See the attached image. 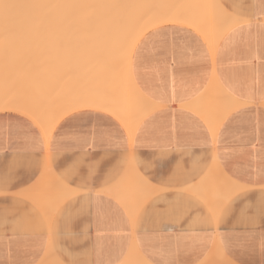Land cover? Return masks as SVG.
Segmentation results:
<instances>
[{
	"label": "crops",
	"instance_id": "crops-1",
	"mask_svg": "<svg viewBox=\"0 0 264 264\" xmlns=\"http://www.w3.org/2000/svg\"><path fill=\"white\" fill-rule=\"evenodd\" d=\"M217 1L242 20L225 32L215 51L196 28L161 23L138 40L132 54L111 52L106 58L111 66H103L105 57L98 67L91 61L96 75L92 69L89 76L80 74L84 81L76 74L78 83L71 76L73 64L71 74L56 73L60 60L74 53L64 52L63 58L45 46L38 48L37 83L56 80L63 90L72 84L73 97L64 90L67 104L92 93L106 105L69 112L49 138L28 115L0 111V264H123L133 249L149 264H220L213 258L217 248L233 264H264V0ZM186 2H165L164 11H202L207 6L202 0L189 1L190 6ZM216 3L210 11L205 8L209 25L221 16ZM159 5L148 10L163 9ZM84 54L80 62L87 59ZM97 78H102L99 86ZM37 83L23 87L35 84L33 94L46 90L45 83ZM39 93L38 101L45 96L51 103L47 92ZM140 95L150 108L130 131L108 107L114 101L140 102ZM61 98L52 111L61 108ZM45 102L40 101L43 109L49 105ZM132 162L131 172L135 168L138 177L133 174L137 178L129 182L138 179L139 184L131 183L136 186L126 188L129 193L125 187L130 185L123 181ZM140 182L146 183L144 190L149 184L154 190L149 186L150 194L143 191ZM138 187L148 194L143 201ZM199 187L205 198L212 194L214 205L225 202L209 205L193 192Z\"/></svg>",
	"mask_w": 264,
	"mask_h": 264
},
{
	"label": "bare ground",
	"instance_id": "bare-ground-1",
	"mask_svg": "<svg viewBox=\"0 0 264 264\" xmlns=\"http://www.w3.org/2000/svg\"><path fill=\"white\" fill-rule=\"evenodd\" d=\"M158 1V2H157ZM163 2H161V0L159 1V0H0V37H1V39L0 40H4L5 41V39L7 38V37H9V40H11L10 38H13L14 37V31H12L11 29H12V26L14 27L15 25H17V26H20V28L21 27H23L24 26V29H23V31L25 32H23L22 31V33L20 32V28H18L17 26V28L19 29V32H18V35H17V33H15L16 34V36H18V37H16L17 38V40H16V38L14 37V39H12L11 41H9V42H11L10 44L11 45H7V46H10V48H8L7 46L5 47V45L3 44L4 42L2 41V46H1V44H0V48L2 49V47H3V45H4V50H5V48L8 50V49H12L11 47L14 45V44H20L21 43V45H22V43H25L23 46L24 47H26L27 45L29 46H27L28 48H30V49H28V50H30V52L32 51L31 49L34 47V45H36L34 48H36V50H38V51H40L41 49L40 48H43L44 46H45V48H46V45H44L43 44V42L45 41V42H49V41H52L54 38H55V40H53V41H58L59 39H61V38H65V37H68V38H70L73 42H74V44H73V48H74V50L75 51H79L80 53H82V54H80V55H83L84 53V57L85 56H87V59H83L82 60V62L80 63V65H83L82 67H81V71H77V69L75 70L74 69V72L72 71V74H71V76L73 75V80L74 79H76L77 78V75L76 74H79V78L81 77L84 81H85V79L82 77V76H84L86 73H87V75L89 76L90 75V73H88L89 71H90V69H92V71L93 70H95L96 69V71H98V69L96 68V63H97V67H98V65L100 66V64H103L102 62H101V60H103L102 58H104L105 57V65H103V66H105L106 68H107V66H109L110 64V60L109 59H107L108 61H109V63L108 62H106L107 60H106V58L108 57V58H111V57H109V56H111L112 55V53L111 52H115V51H123V53L124 52H126V53H131L132 51H133V49L135 48V46H136V44H138L137 42H138V40L141 38V37H143L144 36V34H146V32L147 31H150V29L152 28L153 29V27H155L156 25H159V24H161V23H168V22H181V24L183 23H185V24H188V25H190V26H192V27H194V28H196L197 30H199L206 38H208L209 40H210V42H211V45H212V49H213V51H215L216 50V45H217V43H218V41L221 39V37L225 34V32L231 27V26H233V25H235V24H237L238 22H240L242 19L239 17V16H236L235 14L233 15V13L232 14H230V13H228V11L226 10V9H224V8H222V6L220 5L219 6V2L217 1V0H215V1H217V3H218V6H219V8H221V16L220 17H215V20H213V10H215V9H213L212 10V12L210 13L212 16V18H210V19H212L213 20V22H212V24L211 25H209V23H208V21H207V17H208V13H209V11H210V8H209V6L211 5L212 6V4H213V6L211 7V9L212 8H214V7H216V6H214V4L216 3L214 0H205L204 2H203V0H202V3H204V5L207 3V6L205 5V7L204 6H201L200 7V5H203V4H200V2H199V7L202 9V11H199V10H195V11H184L183 9V11L180 9V10H175V11H172L171 9H170V11H164V6L166 5V3H170V1H171V3L172 2H174V3H178V1H182V2H185L184 0H178V1H176V0H168V2H167V0H162ZM166 3H165V2ZM176 1V2H175ZM189 1H191V0H187V2H188V4H189ZM195 2L196 1H199V0H194ZM207 1H209V2H207ZM154 2V3H153ZM161 2V3H160ZM186 2V3H187ZM193 2V1H192ZM206 2V3H205ZM212 2H214V3H212ZM143 3V4H142ZM150 3V4H149ZM158 3V4H157ZM198 3V2H197ZM197 3H193V4H195L196 5V9H197ZM208 3H209V5H208ZM217 3H216V5H217ZM160 4V5H159ZM182 3H180L179 5H181ZM191 4V3H190ZM190 4L188 5V6H190ZM151 5H153V7H155L154 5H157V7H158V5H159V8H161L162 7V5H163V9H158L157 7L156 8H154V10L155 9H157L156 11H158V12H156V11H154L153 10V12L152 11H150L151 9H153V8H151L152 6ZM174 5V4H173ZM173 5H171V6H173ZM183 5V4H182ZM186 5V4H185ZM184 5V6H185ZM195 5H194V7H195ZM147 6V8H145V7ZM167 6H169V5H167ZM166 6V7H167ZM170 6V7H171ZM175 6H176V4H175ZM174 6V7H175ZM187 6V5H186ZM148 7H149V9L150 10H148ZM174 7H173V9H174ZM181 7V6H180ZM207 7V9H209V11L206 9V11H205V8ZM141 8L143 9V10H141ZM144 8L146 9V10H144ZM186 8V7H185ZM184 8V9H185ZM191 8V7H190ZM200 8H198V9H200ZM218 8V9H219ZM166 9V8H165ZM189 9V8H188ZM217 9V10H218ZM160 10H162L163 12H161ZM168 10V9H167ZM186 10V9H185ZM190 10V9H189ZM205 12H204V11ZM220 10V9H219ZM219 12V11H218ZM230 12V11H229ZM216 14H218V13H216ZM215 15V14H214ZM32 25H34V28L36 27V26H39V25H42L41 26V28L43 27V26H48V30H42L41 31V29L39 30V28H38V30L40 31H38L37 30V27L35 28L36 30H29L28 28H26V26H29V28H33V27H31ZM11 27V29H9ZM40 27V26H39ZM16 28V29H17ZM28 29V30H27ZM47 29V28H46ZM10 31V32H9ZM30 31H33V32H35V31H37V32H35V33H33V34H36V33H42V32H44L43 33V38H42V34H37L36 36L35 35H33L32 33L30 34ZM47 31H50L51 33H49V32H47ZM16 32V31H15ZM5 33V34H4ZM7 33H9L8 34V36H7ZM20 33V34H19ZM24 33V34H23ZM27 33H29V34H27ZM47 33H49V34H52L51 36H45ZM11 34V36H9ZM23 34V35H22ZM25 34H27V35H25ZM45 34V35H44ZM49 34H47V35H49ZM4 35H6V37H3ZM26 37H25V36ZM29 35H30V38H29ZM33 35V36H32ZM53 35H54V37H53ZM22 37V38H20L19 39V37ZM40 36V37H39ZM31 37L33 38H35V39H37L38 37H39V39L40 40H43V42L42 41H39V39H37V40H34L33 39V42L31 41L32 39H31ZM37 37V38H36ZM45 37V38H44ZM4 38V39H3ZM27 38V39H26ZM47 38V39H46ZM50 38V39H49ZM51 38H53L52 40H51ZM57 38V39H56ZM159 38V37H158ZM164 38V37H163ZM24 39V40H23ZM29 39H30V41H29ZM7 40V42L5 41V44H7V43H9L8 42V38L6 39ZM21 40H22V42H21ZM27 40H28V44H27ZM47 40H49V41H47ZM20 41V42H19ZM14 42V43H13ZM17 42V43H16ZM34 42H35V44H34ZM40 43V44H42V46L40 47V44H38V43ZM12 43H13V45H12ZM32 43V44H31ZM37 43V44H36ZM17 44V45H18ZM17 45H14V47H13V49L14 50H16V51H14V53L16 52V53H20L21 54V52H20V49H19V51H17L18 50V48H22V52H23V50L25 51V52H23V54L24 55H26L25 53H29V51H27L26 52V48H24L23 46H17ZM33 45V46H32ZM15 46H17V48L15 47ZM30 46H32V47H30ZM38 46V47H37ZM16 48V49H15ZM40 50H39V49ZM1 49H0V51H1ZM4 50H2V51H4ZM135 50V49H134ZM6 51V50H5ZM4 51V53L3 52H1L2 54H0V56H1V60H0V71H3V69H5L4 71H8V69H6L7 67L8 68H10V66H8L9 64H7V62L10 60V58L11 57H13L14 55L12 54V52L9 50L8 52H5ZM95 51H98V52H96V54H94L95 53ZM106 51H108L107 53H106ZM9 52H11L10 54H9ZM33 52V51H32ZM35 52H37V51H35ZM86 52H88V54L90 53V52H92V54H93V56H92V54L90 53L89 55H87L86 54ZM101 52V53H100ZM103 52V53H102ZM108 53H111V54H109L108 55ZM118 52H115V53H113V54H117ZM9 55V59L8 58H6V56L5 55ZM19 54V55H20ZM23 54H21L22 56H24ZM132 54V53H131ZM7 55V56H8ZM18 55V56H19ZM98 55V56H97ZM101 55H103V56H101ZM17 56V55H16ZM18 56L16 57V58H18ZM89 56V57H88ZM91 56V57H90ZM100 56V57H99ZM131 55H129V57H130ZM15 57V56H14ZM20 57V56H19ZM82 58H83V56H81ZM96 57L98 58V62H97V60H96ZM113 57V56H112ZM4 58H6V60H2V59H4ZM116 58V57H115ZM119 58L120 57H118V62H119ZM127 58V57H126ZM8 59V60H7ZM89 59V60H88ZM91 59H94V60H91ZM101 59V60H100ZM120 59H122V58H120ZM131 59V58H130ZM87 62H89V64H88V62L87 63H85V61ZM113 60H114V58H113ZM113 60H111V61H113ZM2 61V62H1ZM4 61H6V65L7 66H5V63H3ZM91 61L92 62H96V63H94V67H93V65H91L92 63H91ZM12 61H10V64H12L11 63ZM101 62V63H100ZM117 62V61H116ZM117 62V63H118ZM91 63V64H90ZM116 64V63H115ZM121 64V63H120ZM131 64V63H130ZM85 65H87V66H85ZM111 65H112V62H111ZM110 65V66H111ZM119 65V64H118ZM5 66V68H2V67H4ZM102 66V65H101ZM116 66V65H115ZM128 66V65H127ZM29 68H32V67H27L26 68V72H27V70L29 69ZM101 68V67H100ZM104 68V67H103ZM103 68H102V70H103ZM115 68H117V67H115ZM2 69V70H1ZM112 69V68H111ZM108 70H110V69H108ZM92 71H90V72H92ZM99 71H100V69H99ZM81 72V73H80ZM101 72V71H100ZM105 72H106V74H105ZM105 72H104V74L105 75H107V74H109L106 70H105ZM132 72V71H131ZM10 73V72H9ZM75 73V74H74ZM93 73L95 74V72L93 71ZM112 73V72H111ZM1 75L3 74L2 72L0 73ZM8 74V73H7ZM25 74H27V73H25ZM82 74H84V75H81ZM92 74V73H91ZM102 73H99V75H101ZM102 75V77H104L105 75ZM1 75H0V77H1ZM23 75V74H22ZM74 75L76 76V78H74ZM96 75V74H95ZM99 75H97V77H99L100 78V76ZM3 76V75H2ZM22 77V76H21ZM23 77H25V76H23ZM29 77V76H28ZM87 77V76H86ZM85 77V78H86ZM91 78H92V76H90ZM106 77V76H105ZM109 77V76H108ZM107 77V78H108ZM99 78H97L94 82H96V83H98V86H99V82H98V79ZM2 79H5V77L3 76V78H0V80L2 81ZM20 79V78H19ZM37 79V77H34V78H30L29 77V80H31V82H29V80H28V84H32L33 82L36 84L37 82H38V79ZM102 79V78H101ZM101 79H99V81L100 82H102V80ZM106 79V78H105ZM105 79H104V81H105ZM72 80V81H73ZM77 81H78V83H79V80H78V78L76 79ZM83 80H81V83H82V81ZM87 80H88V77H87ZM93 80H94V78H93ZM0 81V82H1ZM56 80H54L53 81V83L55 82ZM84 81H83V83H84ZM108 80H106V82H107ZM74 82V81H73ZM41 85L43 84V83H45L44 81H42V82H39ZM39 83H37V85L39 84ZM51 83L52 84V86H53V89H52V87L51 86H49V85H51L50 83L49 84H43V85H45L47 88H50L49 90L46 88V90H44L45 89V87H43L42 89L40 88V86H38L39 87V89H41V90H36L35 92L37 93H39V96L40 97H42V96H44L45 94H46V92H47V94H46V99L48 98H51V100H49V101H51V103L54 101V98L57 96V98L55 99V101L57 102V100L59 101V99L61 98V96L62 97H64L63 99L61 98V100L62 101H65L64 103L60 100V103H59V105L61 106V108H59V109H57V110H53L52 111V109H55V107L57 106V104L58 103H56L55 101L53 102V105H54V107H52V104L49 102V103H46L45 101L46 100H44V97H42L43 98V100H42V98L40 99V101H42V103L44 104V102H45V104H49V105H45L46 107H49V106H51L52 108H46L45 107V109H43V107H42V104L40 103V101H38L39 100V98H37V96H38V93L37 94H33V95H36L35 97L37 98V100L36 99H34V97H33V95H32V93H33V91L32 90H35V88H33V87H35V84H34V86H31V89L29 88V87H27V88H25V89H23V92L21 93V94H19V95H15V97L13 98V99H9V100H12V103L10 104V102H6V100H5V97H3L1 94V96H0V106H11V105H14L13 107H8V108H13V110L14 109H18V112H22L23 114H26L25 116H27V117H29V118H31V120H35L34 122L36 123V124H38V126L39 127H41L42 128V131L44 132V134H45V137H47V138H49V136H50V134H51V132H52V130H53V128L56 126V124L58 123V121L63 117V116H65L66 114H68L69 112H73V110H75L77 107H83V106H86V105H94V106H98V107H101V106H104V105H106V101L104 100V99H102V98H97V97H94L93 98V96H91L92 95V93H91V95L89 96V97H84V98H82V99H77V101H70V99H69V101L71 102V103H69V104H67L66 103V99H68L69 97H71L72 95L70 94V91L72 90V88H73V86H72V84H70L71 85V90H70V85H67V86H69L68 88H66V87H64L65 89H68L69 91H67V90H65L66 92H68L67 94H69V95H67V96H69V97H67L66 99H65V95L64 94H66V92L62 89V88H58V89H62V90H58L57 89V87L55 86V84L57 83ZM83 83H82V89L84 88V86H83ZM86 83H87V81H86ZM88 83L89 84H93V81L92 82H89L88 81ZM87 83V84H88ZM95 83V84H96ZM76 84V83H75ZM85 84V83H84ZM89 84H88V86H89ZM107 84H109V83H107ZM107 84H106V86H107ZM42 85V86H43ZM104 85V84H103ZM30 86V85H29ZM49 86V87H48ZM58 86H59V84H58ZM75 86V85H74ZM77 87H78V85H76ZM87 85H86V87L89 89V87H88ZM92 86V85H91ZM94 86V89H97V88H95L96 86L95 85H93ZM93 86H92V89H93ZM37 87V88H38ZM55 87H56V89H55ZM77 87H76V89H77ZM101 87H103V86H101ZM28 88L30 89V90H28ZM33 88V89H32ZM75 88V87H74ZM99 88V87H98ZM76 89H73V90H76ZM79 89H80V84H79ZM79 89L77 90V94H78V91H79ZM86 89V88H85ZM50 90H55L54 92L53 91H50ZM30 91V92H29ZM43 91V92H42ZM45 91V92H44ZM58 91V92H57ZM60 91V92H59ZM62 91H64V92H62ZM82 91V90H81ZM86 91V90H85ZM90 91V90H89ZM103 91V90H102ZM48 92H49V96H48ZM72 92V91H71ZM84 92V91H83ZM82 92V93H83ZM221 92V91H220ZM25 93H27V94H25ZM42 93V95H40ZM43 93H45V94H43ZM53 93V94H52ZM59 93V94H58ZM73 93V92H72ZM75 93V92H74ZM52 94V96L54 97V98H52L50 95ZM56 94H58V95H56ZM63 94V95H62ZM101 94V93H100ZM221 94L223 95V101H225V99H228L229 101H228V103L229 104H231L232 103V101H231V99H229L226 95H225V93H223V92H221ZM71 95V96H70ZM75 95V94H74ZM83 95V94H82ZM103 95V94H102ZM110 95V94H109ZM48 96V97H47ZM73 97V96H72ZM80 97V96H79ZM78 97V98H79ZM139 97V96H138ZM76 98V97H75ZM96 98V99H95ZM47 99V100H48ZM75 100V99H74ZM139 100H140V102H137V101H129V100H121V101H114L112 104H111V106H109L108 108L112 111H114V112H116L118 115H119V117L123 120V122L127 125V127L129 128V130L130 131H132L133 130V128H134V122H135V120L136 119H138V118H140L145 112H147L148 111V109L150 108V106H149V103L147 102V101H145V99H144V97L143 96H141L140 95V97H139ZM38 101V102H37ZM68 100H67V102H69ZM48 102V101H47ZM41 104V105H38V104ZM56 104V105H55ZM66 104V105H65ZM59 105H58V107H59ZM63 105V106H62ZM39 106V107H38ZM40 106H41V108H40ZM3 108H6V107H3ZM7 108V109H8ZM57 108V107H56ZM39 109H41V110H39ZM49 111L48 113L46 112V111ZM39 111H42L41 113H39ZM46 112V113H45ZM228 115V114H227ZM64 118V117H63ZM62 118V119H63ZM216 123V120L214 121V124ZM138 126V125H137ZM40 128V129H41ZM137 128V127H136ZM132 165H134L133 164V162L131 163V168L129 169L130 170V173H131V175H128V176H130V178L129 179H127V174H128V172H129V170H128V172L125 174L126 176V179H125V177H124V181H123V184H124V182H125V185L126 184H128V186L131 184V183H134V182H136L137 181V183L139 182L138 181V179H135V181L134 182H129V180H131L132 178H134L138 173L136 172V173H134L135 171H137L135 168H134V172H133V174L135 175V176H133V174H132V172H131V169L133 168L132 167ZM51 173H52V175H54V173H53V171L51 170ZM129 173V174H130ZM132 177V178H131ZM137 177H138V175H137ZM137 177H135V178H137ZM139 178L141 179V180H143L144 181V178L139 174ZM143 178V179H142ZM47 179V178H46ZM50 180V179H49ZM54 180V179H53ZM210 180V179H209ZM145 182L147 183V185H148V182L145 180ZM145 182H142L143 184L145 183ZM141 183V182H140ZM141 183V185H142V187H143V184ZM145 183V184H146ZM139 184V183H138ZM48 186V185H47ZM136 186V185H135ZM134 186V184H133V186L132 185H130V187H125V192L127 191V190H129V189H127L126 190V188H132V187H135ZM140 186V185H139ZM150 186V187H149ZM149 188L151 189V191H153L154 189H152V185H150L149 184ZM152 186V187H151ZM50 187V186H49ZM121 187H122V185H121ZM121 187H119V188H121ZM124 187V186H123ZM148 187L146 186V189L145 190H147L148 189ZM54 188V187H53ZM61 188L63 189V190H67V192H68V189H69V187L66 185V184H64L63 182L61 183ZM139 188V187H138ZM141 188V187H140ZM139 188V192H140V190H141V192L140 193H138V190L136 189V188H134V190L136 189V191H137V193H138V196L139 197H141V195H142V193H143V191H145L144 190V187L142 188L143 189V191H142V189H140ZM41 189V188H40ZM51 190H52V188H50ZM57 189V188H56ZM116 189H117V186H116ZM238 190L240 189V187L239 188H237ZM46 190V189H45ZM110 190H112V188L110 189ZM109 189H108V191H110ZM123 190V189H122ZM131 190V189H130ZM130 190H129V193H130ZM194 190V191H193ZM192 191L193 192H195L196 194L198 193L200 196H202V197H204L203 196V194L205 193L204 191H201L202 192V194H201V192H200V190H202V188L200 189V187H199V189L197 190V188L196 189H193ZM195 190H197V192L195 191ZM50 191V190H49ZM60 191V190H59ZM71 191V190H70ZM115 191V190H114ZM237 191V190H236ZM235 191V192H236ZM41 192V191H40ZM52 192H54V190H52ZM56 192V191H55ZM112 191H110V193H111ZM122 192V191H121ZM146 192H149V194H150V191H146ZM234 192V191H233ZM33 193V192H32ZM132 193H133V190H132ZM209 193V192H208ZM211 193V192H210ZM218 193H219V191H218ZM230 193V192H229ZM42 194V193H41ZM47 194H49V193H47ZM52 195H53V193H51ZM113 194V193H112ZM145 193H143V196L141 197V200L143 201V199L142 198H144V200L148 197V194H147V196H146V194L144 195ZM206 194V193H205ZM233 193H232V191H231V194L229 195V196H231ZM34 195V194H33ZM45 195V194H44ZM50 195V194H49ZM56 195V194H55ZM54 195V196H55ZM127 195V194H126ZM131 195V194H130ZM209 195H212V194H209ZM209 195H207L208 196V199H207V197L205 198V200L207 201V203L209 204V205H214L213 204V202L211 203L210 201L212 200V199H210V197H209ZM227 193H226V197H227ZM34 196H36V195H34ZM33 196V197H34ZM59 196V195H58ZM124 196V195H123ZM128 196V195H127ZM136 196V194L134 195V197ZM206 196V195H205ZM228 196V197H229ZM40 197V196H39ZM61 197V196H60ZM227 197V198H228ZM37 198H38V196H37ZM42 198H43V195H42ZM125 198V197H124ZM127 198H129V197H127ZM136 198L138 199V197L136 196ZM214 198V197H213ZM132 199V198H131ZM133 199H135V198H133ZM140 199V198H139ZM216 199V198H215ZM39 200V199H38ZM42 200H44V199H41V201ZM57 200V199H56ZM136 200V199H135ZM209 200V201H208ZM46 201V203H47V201L48 200H46V198H45V200H44V202ZM53 201V200H52ZM39 202V201H38ZM135 202H137V201H135ZM218 202V201H217ZM222 202H225L224 200H222ZM221 202V203H222ZM127 203V202H126ZM133 203V202H132ZM138 203V202H137ZM142 202L139 200V205L141 204ZM214 203H216V200L214 201ZM219 203V202H218ZM221 203H219L220 205H221ZM48 204H50V203H48ZM54 204H56L55 202H54ZM128 204V203H127ZM131 204V203H130ZM219 204H215L216 206H220ZM51 205H53L52 203H51ZM50 205V206H51ZM138 205V206H139ZM214 205V206H215ZM223 205V204H222ZM45 206V205H44ZM46 206H48L47 204H46ZM45 206V208L46 209H48V208H50V210H51V207H49L48 206V208ZM54 206V205H53ZM56 206V205H55ZM136 206V205H135ZM215 206V207H216ZM140 207V206H139ZM221 207V206H220ZM44 208V209H45ZM133 208H134V206H133ZM211 208H212V206H211ZM52 209H54L53 207H52ZM138 207H136V211L138 212ZM219 209V208H218ZM215 209H213V211H214ZM216 210H217V208H216ZM218 211V210H217ZM48 212H49V210H48ZM137 212H135V215L137 214ZM216 212V211H215ZM216 213H219V212H216ZM215 213V215H217ZM52 216V215H51ZM134 218H135V216L133 217V220H134ZM163 245V244H162ZM198 248V247H197ZM194 252V251H193ZM232 253H234V252H232ZM225 254H226V252H225ZM167 255V254H166ZM169 255V254H168ZM162 258V257H161ZM214 258V260H215V262L216 263H220V264H233L232 262H229V261H227L226 259H225V257H224V255H223V253H222V251L220 250V249H218L217 248V250L215 251V256L213 257ZM60 264H62V263H60ZM123 264H149V263H147L145 260H144V258L140 255V253L136 250V249H133L130 253H129V255L126 257V259L124 260V262H123Z\"/></svg>",
	"mask_w": 264,
	"mask_h": 264
},
{
	"label": "rangeland",
	"instance_id": "rangeland-1",
	"mask_svg": "<svg viewBox=\"0 0 264 264\" xmlns=\"http://www.w3.org/2000/svg\"><path fill=\"white\" fill-rule=\"evenodd\" d=\"M17 25H15L14 27L12 26V29H11V27L9 28V29H11L12 31H14V37L16 36V34L15 33H17V35H18V32H19V29L18 28H20V26H17ZM40 26V27H39ZM39 26H36L37 27V30H38V28H39V30L41 29V31L42 30H48V26H43L42 28H41V26L42 25H39ZM31 27H33V28H29V26H26V28H28L29 30L31 29V30H36L35 28H34V25H32ZM17 28V29H16ZM24 29V26L23 27H21L20 28V32L22 33V31H23V29ZM47 28V29H46ZM27 29V30H28ZM33 30V31H34ZM38 30V31H39ZM16 31V32H15ZM33 31H30V34L32 33H35V32H37V31H35V32H33ZM10 32V31H9ZM24 32V31H23ZM40 32V31H39ZM38 32V33H39ZM45 32V31H44ZM44 32H42L41 34H42V38H43V33ZM47 32H49V33H51L50 31H47ZM25 33V32H24ZM23 33V34H24ZM38 33H36V34H33V35H37ZM46 33V32H45ZM49 33H47V34H49ZM5 34V33H4ZM8 34L9 33H7V36H8ZM20 34V33H19ZM22 34V35H23ZM27 34H29V33H27ZM27 34H25V35H27ZM40 34V33H39ZM45 35L46 37L47 36H51L52 34H49V35ZM24 35V36H25ZM32 35V36H33ZM9 36H11V34L9 35ZM13 36V35H12ZM11 36V37H12ZM19 36V35H18ZM18 36H16V37H18ZM3 37H6V35H4ZM14 37L13 38H10L11 40L12 39H14ZM15 37V38H16ZM26 37V36H25ZM53 37H54V35H53ZM8 38V42L9 41H11V40H9V37H7ZM6 38V39H7ZM20 38H22L21 36L19 37V39ZM29 38H30V35H29ZM37 38V37H36ZM45 38V37H44ZM0 39H1V37H0ZM4 39V38H3ZM5 39V41L7 42V40ZM27 39V38H26ZM31 41L33 42V39L34 40H37V39H39V37L37 38V39H35L34 37L32 38L31 37ZM47 39V38H46ZM50 39V38H49ZM53 38H51V40H52ZM57 39V38H56ZM15 40V39H14ZM16 40H17V38H16ZM24 40V39H23ZM53 40H55V38L53 39ZM49 41V40H47V41H49V42H43V40H42V42L44 43V45H46V50L48 51V50H52V51H56V52H58L59 53V55L58 56H61V57H66L65 55H63V53L64 52H68V53H74L73 55H68L69 57L67 58V59H62V60H60V62H59V64H58V68L56 69V73L57 74H59V73H65L67 70H68V72H69V74H71V66H72V64H73V67H74V69L76 70L77 68V71H81L82 69L80 68V66L82 67L83 65H80V63L82 62H80V57H81V55H78V53H80L78 50L77 51H75L74 50V48H73V44H74V42L70 39V38H68V37H65V38H61V39H59L58 41ZM2 41L4 42L3 44L5 45V47L7 46V45H11L10 43L11 42H9V43H7V44H5V41L4 40H0V42L2 43ZM13 41V40H12ZM18 41V40H17ZM29 41H30V39H29ZM30 41V42H31ZM39 41H40V39H39ZM20 42V41H19ZM21 42H22V40H21ZM0 43V44H1ZM14 43V42H13ZM13 43H12V45H13ZM17 43V42H16ZM26 43V42H25ZM25 43H22V45H21V43L20 44H18L19 46L21 45V46H23ZM38 43V42H37ZM36 43V44H37ZM17 44H14V45H17ZM27 44H28V40H27ZM32 44V43H31ZM34 44H35V42H34ZM39 44V43H38ZM4 45H3V47H2V49H1V51H0V54H2L1 52H3L4 53V51L5 52H8L9 50L12 52V54L15 56H13V57H9V55L7 56V55H5L6 56V58H10V60L7 62V64H9L8 66H10V68H6V69H8V71L6 72V71H4L5 69H3V71H0V73L2 72L3 74V76L5 77V79H2V81L0 82V94L3 96V97H5V100H6V102H10V104L12 103V100H9V99H13L14 97H15V95H19V94H21L22 92H23V89H25V88H27V86H24L23 87V85H25V84H28V80H29V77L30 78H34V77H36V57H37V52H38V50H36V48H34L36 45H34V47L31 49L32 51L30 52V50H28V49H30V48H28L27 46L26 47H24V48H26V52L27 51H29V53L27 52V53H25L26 55H24L23 54V52H25L24 50H23V52H22V48H18V50L17 51H19V49H20V52H21V54H23L24 56H22L19 52L18 53H14V51H16V50H14L13 49V47H14V45L11 47L12 49H6L5 48V50H4ZM17 45V46H18ZM1 46H2V44H1ZM17 46H15L16 48H17ZM33 46V45H32ZM32 46H30V47H32ZM8 48H10V46H7ZM38 47V46H37ZM15 48V49H16ZM43 49V48H42ZM2 50H4V51H2ZM35 51H37V52H35ZM11 52H9V54L11 53ZM20 54V55H19ZM18 56V58H16L17 56ZM2 56V55H1ZM1 56H0V60H1ZM6 58H4V59H2V60H6ZM8 58V59H9ZM7 59V60H8ZM10 61H12L11 63L12 64H10ZM73 61V62H72ZM2 62V61H1ZM3 63H5V66H7L6 65V61H4ZM5 66L4 67H2V68H5ZM32 67V68H29L28 70H27V72H26V68L27 67ZM2 70V69H1ZM10 72V73H9ZM8 73V74H7ZM25 73H27V74H25ZM23 74V75H22ZM1 75V74H0ZM1 75V77L0 78H3V76ZM22 76V77H21ZM23 76H25V77H23ZM29 76V77H28ZM20 78V79H19ZM30 82H31V80H29ZM25 94H27V93H25ZM0 95V96H1ZM32 95H33V93H32ZM14 105H11V106H0V111H2V110H13V108H8V107H13ZM3 107H6V108H3ZM8 108V109H7ZM77 108H79V107H77ZM76 108V109H77ZM14 110H16V111H18V109L16 108V109H14ZM22 113V112H21ZM131 160H133V159H131ZM130 160V161H131Z\"/></svg>",
	"mask_w": 264,
	"mask_h": 264
},
{
	"label": "snow or ice",
	"instance_id": "snow-or-ice-1",
	"mask_svg": "<svg viewBox=\"0 0 264 264\" xmlns=\"http://www.w3.org/2000/svg\"><path fill=\"white\" fill-rule=\"evenodd\" d=\"M261 218L264 219V207L261 209Z\"/></svg>",
	"mask_w": 264,
	"mask_h": 264
}]
</instances>
